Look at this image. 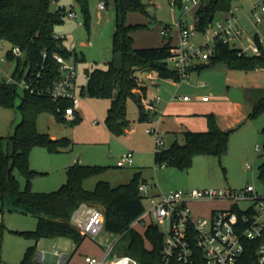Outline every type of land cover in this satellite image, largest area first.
Here are the masks:
<instances>
[{"label": "trees", "instance_id": "1", "mask_svg": "<svg viewBox=\"0 0 264 264\" xmlns=\"http://www.w3.org/2000/svg\"><path fill=\"white\" fill-rule=\"evenodd\" d=\"M59 0H0V39L9 41L11 49L7 51L10 59L16 61L13 72L15 78L21 73L40 72L37 78L39 88L51 87L61 76L60 64L53 57L55 53L66 59L80 60L78 53L64 45V37H56L55 27L62 24L68 10L65 6L52 7ZM107 4L106 0H104ZM175 6L182 8L183 0H171ZM239 0H201L195 10V27L202 31L212 23L218 14L230 11ZM84 15V24L90 26L91 0H75ZM116 21L112 34L114 56L105 68L86 69L87 82L80 87L85 96L101 97L110 100L105 124L108 130L116 135L125 134L130 127L127 116V100L133 98L138 102L139 120L153 119L152 113L142 103L146 96L149 82L146 73H154L160 79L179 80L177 72L172 69L169 58L175 42L168 37L167 41L155 46H135L134 32L148 29V23H131L127 21L128 13L140 12L150 17L146 4L142 0H115ZM83 23V22H82ZM169 26V25H165ZM254 37L259 41L258 33ZM14 46L21 49V55L15 56ZM261 54L250 55L240 52L230 45L217 43L216 52L206 63L197 64L192 70H201L223 61L230 69L253 71L264 68V45L260 43ZM24 55V56H23ZM150 84H152L150 82ZM139 92V97L136 95ZM21 120L12 134L0 136V212L9 205L22 212L38 218L35 230L21 231L33 238L36 244L30 245L19 263L44 264L37 260V242L43 237H66L76 243L70 259L86 237L72 223L74 210L83 202L96 203L104 208L105 229L114 234H121L123 241L115 245V252L136 258L139 264H178L173 259L169 262L163 258L164 233L155 223L147 225L144 233L133 225L144 213L145 204L139 190V184L145 180L136 172L126 183L112 185L108 180H98L92 189L84 183L92 176H97L108 168L104 165L74 163L66 168V181L52 191H35L31 188V179L36 173L30 168V152L35 145L46 146L49 150H59L71 144L68 137L52 139L37 127L40 113L48 111L54 114L57 121H66L63 111L71 103L69 99L54 100L48 94H40L23 89L19 94V85L0 79V105L6 108L16 106ZM264 114V94L253 101L248 118ZM208 127L204 131L185 130L183 141L176 139L168 147L154 153V160L160 165H170L181 170L188 169L197 155H217L227 152L229 136L233 129L220 127L214 113L205 114ZM80 116L76 113L71 122H77ZM263 136L261 146L263 161L259 166V177L264 181V125L260 129ZM6 145L7 150L4 149ZM26 178V186H20L15 171ZM233 209H238L233 207ZM196 264H204L202 251L195 248ZM68 261V263H69ZM67 263V264H68ZM240 264H258L256 243L244 241V252Z\"/></svg>", "mask_w": 264, "mask_h": 264}, {"label": "rangeland", "instance_id": "2", "mask_svg": "<svg viewBox=\"0 0 264 264\" xmlns=\"http://www.w3.org/2000/svg\"><path fill=\"white\" fill-rule=\"evenodd\" d=\"M146 4V9L150 17L140 12H130L127 21L131 23H148L149 28L138 30L134 34L135 46L143 47L149 41L157 42L163 40L160 37V30L169 25L174 40L179 27V21L188 27L195 24V10L197 5L190 4V9L184 12L183 8L172 7L171 0H142ZM261 0H239L235 6H239L242 12L249 11L254 4ZM99 0L90 2V26L84 24V15L75 0H59L56 6H65L67 9L73 8L78 18H65L62 24L55 27V32L64 37V45L78 53L80 60L73 57L69 60L76 64L77 82L76 89L79 90L87 82L86 69L92 67L105 68L107 62L114 56L112 49V34L116 21L115 0H106V8H98ZM81 20V25L77 24ZM247 33L251 36L259 30L264 37V20L255 25L250 17H243L241 20ZM257 29V30H256ZM145 36V37H144ZM148 38V41L146 40ZM89 40L93 46L88 44ZM164 43V42H163ZM156 45V44H152ZM151 45V46H152ZM161 45V44H157ZM156 45V46H157ZM9 41H3L0 47V79H6L7 74H13L16 61L10 59L7 51L11 49ZM24 56V55H23ZM151 75L146 73L145 77L149 82L146 96H142L143 104L148 103L157 97L162 99L159 104L160 111L166 106V101L170 99L171 93L176 90L175 86L168 83L163 85L150 84ZM207 82L208 88L200 84ZM179 94H187L192 100L189 104H181V111H192L197 122L205 118V111L210 106L205 105L198 97L207 95L216 104L215 109L219 112H226L229 104L240 102L245 104V113H249V106L244 101V89L246 87H259V91L252 94H264V70L242 71L227 67L226 63L219 61L215 64L202 68L200 72L194 71L188 81H183ZM164 86V87H162ZM215 87L214 90H212ZM163 89V93L159 92ZM23 87L19 86V94L22 95ZM81 104V119L71 122L57 121L54 114L48 111L42 112L37 118V127L41 132L56 134L57 138L68 137L71 144L61 147L59 150H49L46 146L35 145L30 152V168L36 171L31 179V188L35 191H52L58 189L67 179L66 167L74 163L104 165L106 170L97 176H92L84 183L85 187L92 189L98 180H108L112 185L129 182L135 172L141 171V179L147 178L149 182L156 183L155 191H169V189H192V188H221L240 189L247 184H253L259 194H264V181L259 177V166L263 161L262 151L255 149L256 145L262 146L263 136L259 129L264 123V114L256 118H245L242 126L235 129L229 136L227 152L221 157L217 155H197L194 157L188 169L181 170L174 166H162L154 160V137L146 131L150 127L149 121L139 120L138 102L129 98L127 100V116L130 119V128H134L129 136L126 134L116 135L108 130L105 124V116L110 101L106 98L85 96ZM20 96L16 99V106L6 108L0 105V136H8L13 132L14 126L21 120V114L17 105L20 103ZM210 105V104H209ZM156 115L160 117L161 112ZM155 116V113H152ZM156 118V119H157ZM158 120V119H157ZM156 120V121H157ZM155 121V120H154ZM155 121V122H156ZM154 122V123H155ZM231 122V120L229 121ZM240 123V122H239ZM198 124V123H197ZM193 128L199 129V125ZM53 138L52 139H57ZM167 145L171 142V137H167ZM4 149L7 150L6 145ZM131 149L134 151V164L120 167L117 165L121 156ZM253 165L252 169H247L246 164ZM20 186H26V178L15 171ZM153 186V185H152ZM145 205H148L143 200ZM247 203L242 204L246 206ZM229 203L224 200H201L193 202L195 214L208 216L210 208H226ZM152 222L150 216H145L144 220H137L135 228L144 233L148 224ZM38 218L29 213L6 205L0 212V264L19 263L26 249L36 244L33 238L20 233L21 231L35 230ZM160 229L166 232L167 227L160 225ZM119 237L118 234L111 233L105 228L102 229L97 240L87 236L84 238L76 253L68 264H77L80 255L97 254L104 252L105 244L113 242ZM126 237V236H125ZM118 241H124L126 238ZM76 248V243L66 237H43L37 242V253L44 252L48 256L50 263L56 250L70 255Z\"/></svg>", "mask_w": 264, "mask_h": 264}, {"label": "built area", "instance_id": "3", "mask_svg": "<svg viewBox=\"0 0 264 264\" xmlns=\"http://www.w3.org/2000/svg\"><path fill=\"white\" fill-rule=\"evenodd\" d=\"M201 0H183L184 12L190 9V4L199 5ZM171 6L175 7L171 1ZM106 3L99 0L98 8L104 9ZM250 17L255 25L264 20V0L254 4L247 12H241L239 6H234L230 11L220 13L215 20L204 30L188 27L179 21L178 37L174 43L169 58V63L178 76L179 82L188 81L191 68L197 64L206 63L216 52V44L222 43L238 49L242 53L250 55L261 54L260 43L264 45V37L258 33L259 41L247 33L241 20ZM66 17L77 19V12L68 10ZM82 24L81 20H77ZM171 31L169 26L161 29V34L168 35ZM56 37L59 35L55 34ZM0 47L3 40L0 39ZM12 52L15 56L21 55V49L14 46ZM53 57L60 64L61 76L51 86L39 88L37 78L40 72L21 73L19 78L13 74L6 73V80L16 82L23 89L40 94H48L54 100L69 99L71 103L64 108L63 116L74 119L80 101L84 97L80 89H76L77 69L75 63L66 59L59 53ZM150 82L156 84V78L149 75ZM160 98L158 97L157 100ZM184 100L190 99L184 96ZM204 100L208 96L203 97ZM151 113L155 112L152 103L144 104ZM153 119L150 120V124ZM146 131L154 137V153L164 147L162 133L154 126L146 128ZM260 150L261 146L257 145ZM134 162V151L129 149L118 160L120 167L132 165ZM162 166H165L164 164ZM247 169L253 165L246 164ZM139 190L143 200L147 202L144 213L138 220H144L150 216L152 223L167 227L164 233L163 258L169 262L173 259L178 264H196L195 248L202 251L204 264H240L244 252V241L251 240L256 243L258 264H264V194H259L253 184H247L240 189L221 188H192L171 189L169 191L154 192L152 185L143 181L139 184ZM224 200L230 203L226 208L212 210L208 216L195 214L192 203L201 200ZM247 203L246 206L242 204ZM238 209H233V207ZM71 223L84 235L97 240L98 235L105 228L104 208L96 203H81L72 213ZM135 222L133 223V225ZM119 237L121 234H118ZM116 240L105 244L102 255L83 254L77 264H139L138 260L127 254L115 252ZM55 264H67L70 255L56 250L53 254ZM37 260L44 263L45 253L38 252Z\"/></svg>", "mask_w": 264, "mask_h": 264}, {"label": "crops", "instance_id": "4", "mask_svg": "<svg viewBox=\"0 0 264 264\" xmlns=\"http://www.w3.org/2000/svg\"><path fill=\"white\" fill-rule=\"evenodd\" d=\"M245 12L246 11H244V13ZM77 24H79V23L77 22ZM79 25H81V24H79ZM257 32H259V30H257ZM56 34L61 36V37H63L62 35L58 34L57 32H56ZM134 34H135V32H134ZM134 34H133V36H134ZM159 35H160V37L163 40L159 39V41H157V42L149 41L148 43H146L147 45H145V46H151L152 44H156V45L157 44H163V42L167 41L168 37L174 38V36H172V32L171 31L169 32L168 35H163V34H161V30H160V34ZM177 37H178V30L176 32L175 40L173 39L172 42H176ZM146 40L148 41V38ZM88 44L90 46H93V42L91 40H89ZM152 46H154V45H152ZM138 47H140V46H138ZM76 69H77V67H76ZM257 70H264V68H258L255 71H257ZM194 71L200 72L201 70H192L191 74H190V78H191V75H192V73ZM76 82H77V79H76ZM162 83H168V85L171 84L172 86L176 87V90L173 93H171L170 99H168V101H166V106H164L163 111H160V107H159V104L162 102L161 98L159 100H157V98H158L157 97L156 99L150 100L148 103H152L154 105V107H155V112H154L155 116L153 117V122L150 125L156 127L162 133V136H163L164 142H165L164 143V147L170 146L171 143L173 141H175L176 139H178L179 141L182 142L183 141L182 132L185 131V130H193V131H204V130H206L207 127H208L206 117L201 119V121L197 122L198 120H195V116L194 117L192 116L193 115L192 111L188 110L186 112H183V111H181L182 109H180V107H181L180 105L181 104H183L185 106V104H189V102H191V100H192V98L189 95H187V94H183V95L179 94V91H180L183 83L179 82V81L172 80V79H160L159 81H157L156 84H152V85H159V84L163 85ZM200 85L205 87V88H208L210 86V84L207 83V82H203ZM162 87H164V86H162ZM214 89H215V87L212 90H214ZM259 89H260L259 87H246L244 89V101L249 106V112L251 110L253 101L258 97V94L254 95V94H252V92L253 91H257V93H258ZM159 92L163 93V89H160ZM184 96H189L190 99L184 100L183 99ZM204 96H207V95H203L201 97H198V100H200L202 103H204L205 105H208L210 107H209V109H206L207 111H205V113H203V114L205 115V114L211 113V112L214 113L216 115L217 121H218V123H219V125H220V127L222 129H224V130L233 129V131H234L235 129H237L240 126H242V124L244 123V122H241L242 120H244L245 118H248L247 113H245V111H244L245 110V108H244L245 104L240 103L238 101L232 102V103L229 104L230 106L228 107L226 112H219V111H216V109H215V106H216L217 103H215L214 101L212 103H210L212 101L211 97H208V99L204 100L203 99ZM85 98L86 97H83L82 100H84ZM82 100L80 101V105H79V107L77 108V111H76L77 114L80 116V119H81V114L80 113H81ZM109 106H110V104H109ZM159 111L161 112V115H160L159 118H157L156 115H158ZM154 120L155 121L157 120V121L155 122ZM230 120H231V122H229ZM196 124L200 126L199 129L192 127L193 125H196ZM263 125H264V123H263ZM15 126H14V129H15ZM262 126H261V128H262ZM133 129L134 128H132V127L130 128L129 127L127 129L126 133H125L126 136H129L132 133ZM260 129H259V132H260ZM12 133H10V134H12ZM168 135L171 137V142L167 145V138L166 137ZM50 136L53 137V138H57L58 137L56 134H50ZM257 145H256L255 149L257 151H261V149L260 150L257 149ZM134 162H133V164H134ZM132 165H129V166H132ZM137 172H139L141 174V171H137ZM142 180H145L148 184L153 185L152 189H153L154 192H156V193L160 192V191H155V189H154V187L156 186V183L152 184L153 182L152 183L149 182L147 180V178H143ZM212 188H214V187H212ZM169 190H171V189H169ZM229 205H230V203H229ZM192 207H193V203H192ZM215 209H218V208H216V207L210 208V212L212 210H215ZM93 255H95V254H93ZM97 256H100V255H97ZM81 257H82V255H80V258ZM44 262H45V264H55V259H53L52 263H50L48 256H46V259L44 260Z\"/></svg>", "mask_w": 264, "mask_h": 264}, {"label": "water", "instance_id": "5", "mask_svg": "<svg viewBox=\"0 0 264 264\" xmlns=\"http://www.w3.org/2000/svg\"><path fill=\"white\" fill-rule=\"evenodd\" d=\"M135 93H136V95L139 97V92L136 91ZM101 207L103 208V206H101Z\"/></svg>", "mask_w": 264, "mask_h": 264}]
</instances>
